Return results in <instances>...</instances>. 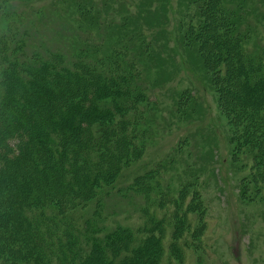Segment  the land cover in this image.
I'll return each mask as SVG.
<instances>
[{"label": "trees", "instance_id": "trees-1", "mask_svg": "<svg viewBox=\"0 0 264 264\" xmlns=\"http://www.w3.org/2000/svg\"><path fill=\"white\" fill-rule=\"evenodd\" d=\"M7 1L0 0V9ZM22 1L40 4L39 28L19 31L11 47L0 41V264H170L180 259H164L167 229L178 257L201 243L197 180L179 172L190 153L187 137L168 161L156 162L122 190L139 207L140 225L101 222L100 210L116 194L121 172L169 131L171 119L203 115L193 91L186 88L168 101L152 86L156 79L149 80L152 71L162 83L168 80L160 67L171 59L165 55L175 29L187 45L190 36L210 37V65L221 61L215 70L224 89L240 93L228 95L241 127L239 141L230 140L229 157L248 169L243 202L264 205V26H258L264 0H166L164 18L154 0H142L141 11L136 0ZM180 8L182 14H175ZM154 16L160 25L144 32L146 17ZM42 30L51 32V41L38 35ZM146 33L160 43L157 49L142 39ZM176 177L182 182L173 191ZM152 194L155 211L163 214L159 220L148 210ZM86 214L92 221L80 231L76 218Z\"/></svg>", "mask_w": 264, "mask_h": 264}, {"label": "rangeland", "instance_id": "rangeland-1", "mask_svg": "<svg viewBox=\"0 0 264 264\" xmlns=\"http://www.w3.org/2000/svg\"><path fill=\"white\" fill-rule=\"evenodd\" d=\"M154 1L156 14L163 13L162 17L164 18V14H166L164 7L166 5H163V1L166 2V0ZM171 1L174 3L178 2V0ZM24 2L26 1L8 0L0 9V41L7 47H11L14 44L13 41L19 37V31L35 34L33 26L35 25L37 29L39 28V14H37L35 9L40 4L32 7L30 4L26 6ZM41 2V0H35V4ZM134 3H140V7L142 6V0H136ZM149 3L150 0H147L144 5H149ZM4 5L7 6L5 10H3ZM132 8V14H138L137 10L134 7ZM142 9L141 7L139 10L141 11ZM15 10L17 11L16 13ZM21 11L26 12L19 14ZM182 12L183 10L180 8L175 14H182ZM250 12L253 14V9ZM16 14L22 16L23 19L17 17ZM146 18L148 20L143 29L144 32L149 31L147 29L151 27L160 25L159 20L153 19L156 18L155 16ZM258 26L260 30L263 29L264 20L260 21ZM170 33L171 39L173 43L174 41L176 42V45L173 46L174 44L170 43V48L165 55V57L170 55V63L164 62L160 67V70L165 72L163 75H166L168 80L162 83L163 79L161 80L156 72L153 73L154 71L149 74V80L156 79L155 81L158 85H155L156 87L152 86L156 90L158 89L160 95L168 101L170 97L177 96L186 88L191 92L193 91L195 96L199 97L204 108L203 115L202 113L199 114L202 118L199 119L200 116L193 114L190 117L183 116L181 118L180 116L177 119H171L169 131L162 133L161 137L153 139L148 144L144 157L131 163L126 170L121 172L120 183H118L115 190L116 194H113L105 207L103 206L101 210L99 209L103 219H101V222L109 224L110 228L114 226L132 225L135 227L140 225L139 207L133 205V202H131L134 201L132 197L123 198L122 190L133 177L152 167L156 162L164 160L166 157L168 161L177 143L187 137V142H190L188 147L190 153L183 157V164H181L179 172L188 179L197 180L200 210H203V213L205 212L201 214L203 217H199V219L201 218V221L205 224V231L201 243L197 244L198 247L195 249L184 248L182 250L183 257H178L173 252L174 249L170 250L169 248L168 238L170 231L167 229L166 236L163 238L165 261H167L169 256L173 255L180 260L179 263L172 260L170 264H264V205L257 202H243L240 197L241 184L250 182L248 169L244 167L242 161L234 163L229 157V150L234 147L230 140L239 141L241 127L233 119L228 95L238 98L240 93L236 94V92H231V90V93H229L224 89L225 84L220 82V74L218 70H215L221 64V61L216 66L210 65L211 53L214 52V49L211 51L213 47L210 43V37L202 38L201 35L190 36L187 38L190 45H187L179 41V29H175V33L172 31ZM38 35L43 37V40H52L50 31L42 30ZM28 36L31 38L37 37V35ZM209 36L211 35L209 34ZM262 37L260 44L264 47V31L262 32ZM142 39L145 42H149V44L151 43L154 49H157L160 44L157 39L148 40V33L142 35ZM173 47L175 49L170 50ZM208 51H211L210 55H207ZM163 53L165 52L163 51ZM212 55L215 59L217 58L216 53ZM159 101L161 102L162 99H159ZM163 116L169 118L166 113ZM236 132L237 134L235 135ZM173 168L177 170L176 165H173ZM191 175L195 178L190 177ZM181 182L182 178L176 177L173 182L175 186L172 187V190L179 189V183ZM165 185L166 182H163L162 188H165ZM250 189L253 191V187H250ZM252 193L251 191L247 193V196L250 197L249 199H252ZM154 197L155 194H152L148 210L155 219L159 220L163 214L155 211ZM190 200L191 198L188 197L187 202ZM130 202L132 203L131 205L129 204ZM97 207V203L91 205L89 213ZM144 207L146 206L142 202V208ZM93 217L96 223L95 218L97 216L93 215ZM166 217H168L167 214ZM91 221L92 218L89 214L79 215L75 224L77 229L81 231ZM145 223L142 220V227Z\"/></svg>", "mask_w": 264, "mask_h": 264}]
</instances>
